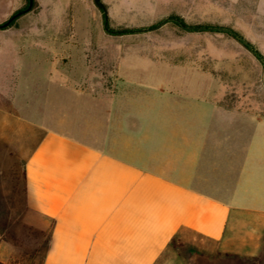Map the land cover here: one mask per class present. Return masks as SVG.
Listing matches in <instances>:
<instances>
[{
  "label": "crops",
  "instance_id": "1",
  "mask_svg": "<svg viewBox=\"0 0 264 264\" xmlns=\"http://www.w3.org/2000/svg\"><path fill=\"white\" fill-rule=\"evenodd\" d=\"M6 55L29 60L11 74L29 91L22 120L46 124L25 164L28 200L52 223L42 264H159L174 242L259 247L247 218L264 219V117L145 84L79 96L60 85L85 119L67 132V119L52 124L54 95L44 111L32 103L38 54Z\"/></svg>",
  "mask_w": 264,
  "mask_h": 264
},
{
  "label": "rangeland",
  "instance_id": "2",
  "mask_svg": "<svg viewBox=\"0 0 264 264\" xmlns=\"http://www.w3.org/2000/svg\"><path fill=\"white\" fill-rule=\"evenodd\" d=\"M102 3L106 12L95 0H35L30 12L0 29V264H42L52 228L30 204L25 175L46 124L22 120L31 118L29 91H21L19 75L11 74L29 60L6 53L38 54L31 61L43 89L32 103L44 111L54 95L58 108L52 110V124L67 119L61 124L67 132H75V122L85 119L68 112L70 98L56 95L60 85L79 96L128 82L145 84L176 97L197 93L199 99L225 100L243 113L264 117V0ZM28 6L29 0H0V24ZM247 221L256 250L229 254L206 241L195 247L174 242V256L169 259L170 250L159 264H264V219Z\"/></svg>",
  "mask_w": 264,
  "mask_h": 264
},
{
  "label": "water",
  "instance_id": "3",
  "mask_svg": "<svg viewBox=\"0 0 264 264\" xmlns=\"http://www.w3.org/2000/svg\"><path fill=\"white\" fill-rule=\"evenodd\" d=\"M34 3H35V0H29V6H28V8H26V9H24L22 11H19L18 13L14 14L7 22H5L3 24H0V29H5V28L9 27L14 20H16L20 16H22V15L30 12L33 9ZM169 20H170V18H167L166 20H164L163 22H161L157 27L162 26L164 23H166ZM153 29H155V28H153ZM224 30L227 31V32H230L234 36H237V37L239 36L236 32H234L232 30H229V29H224ZM142 31H145V30H142Z\"/></svg>",
  "mask_w": 264,
  "mask_h": 264
},
{
  "label": "trees",
  "instance_id": "4",
  "mask_svg": "<svg viewBox=\"0 0 264 264\" xmlns=\"http://www.w3.org/2000/svg\"><path fill=\"white\" fill-rule=\"evenodd\" d=\"M95 2H96V4H97V6L99 7V8H101L102 10H104V12H106V8H105V6H104V4L102 3V0H95ZM35 4V3H34ZM22 11V10H21ZM18 13V12H17ZM15 21V20H14ZM13 21V22H14ZM12 22V23H13ZM11 23V24H12ZM106 25H107V29H109V27H108V16H107V13H106ZM223 31H225L224 29H223ZM225 32H227V31H225ZM237 37V36H236ZM239 37V36H238ZM242 39V38H241ZM242 41L246 44V45H248L249 47H251L252 48V46L248 43V42H246L245 40H243L242 39ZM253 49V48H252Z\"/></svg>",
  "mask_w": 264,
  "mask_h": 264
}]
</instances>
